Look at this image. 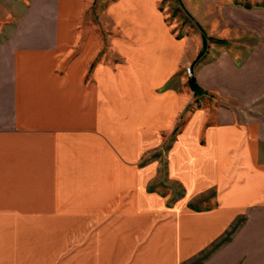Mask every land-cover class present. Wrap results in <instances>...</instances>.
Wrapping results in <instances>:
<instances>
[{
	"label": "crops",
	"instance_id": "obj_1",
	"mask_svg": "<svg viewBox=\"0 0 264 264\" xmlns=\"http://www.w3.org/2000/svg\"><path fill=\"white\" fill-rule=\"evenodd\" d=\"M92 2L0 0V264H181L206 248L197 264H264V7L225 10L242 35L232 49L211 37L225 47L206 49L192 75L202 93L187 84L213 101L170 154L189 191L216 184L220 206L157 220L108 213L112 158L137 156L143 138L131 128L180 50L151 0H102L100 16L115 27L104 36L82 26ZM175 96L162 99L166 118ZM154 197L142 186L135 194L138 204ZM86 210L98 212L94 230L68 258L65 232L84 219L64 211ZM240 212L243 222L213 249Z\"/></svg>",
	"mask_w": 264,
	"mask_h": 264
},
{
	"label": "rangeland",
	"instance_id": "obj_2",
	"mask_svg": "<svg viewBox=\"0 0 264 264\" xmlns=\"http://www.w3.org/2000/svg\"><path fill=\"white\" fill-rule=\"evenodd\" d=\"M98 1L93 0L85 8L82 26L115 31L114 26L109 27L110 24L107 21L103 22L102 15L100 16L103 3L102 0ZM151 2L153 9L174 40L177 51L180 50V52L178 51L180 55L176 64L168 67L154 84L155 90L158 92L157 98L152 100V105L150 104L149 108L145 109L146 113L141 117V120L133 122L130 134L138 133L143 138V146L137 156L112 158L110 202L112 208L108 213H155L156 219L160 220L175 211L176 213H182L185 210L203 212L218 208L224 198V195H220L219 188L214 182L189 191L180 171H172L170 154L176 140L183 134L193 114L206 105V100L209 101L208 104L213 101L211 98L193 96L187 84L190 77L188 67L193 75L198 70L200 62L207 56L203 54L192 66L193 59L202 48L200 29L208 36L207 52L211 48L220 50L225 47L211 37L227 38L232 43L229 49H232L236 44L233 39L240 36L241 32H234L232 23L225 20V10L234 5L246 8H263L264 0H151ZM98 16L101 19H98ZM101 33L104 36L103 29ZM173 93L176 95V99L172 100L170 118H166L163 112H159L164 107L162 99L170 95L172 97ZM118 117L117 114H114L112 121L120 126ZM118 159L120 160L114 163V160ZM175 159L177 160V158ZM180 169L182 171V168ZM116 173L119 176H116ZM96 185L98 192L100 190L98 181ZM139 186H142L144 193L155 196L154 199L138 204L135 194ZM237 199L236 195L225 201L231 204L239 202ZM93 213L98 212L64 211L65 217L75 215L78 216V219H84L79 221L77 227L69 226V231L65 232L64 241L67 244L63 254L66 257H70V252L75 244L83 245L88 233L94 230L92 226L94 221L92 220L95 215ZM243 220L244 214L240 212L234 221L222 231L217 242L211 244L212 248L214 249L223 241L230 239ZM91 221L92 225H90ZM84 224L86 226H83ZM73 235H75L74 238ZM208 250L209 248H206L204 251ZM204 251L193 255L181 264H197L205 254ZM65 264H72V262L68 261Z\"/></svg>",
	"mask_w": 264,
	"mask_h": 264
},
{
	"label": "trees",
	"instance_id": "obj_3",
	"mask_svg": "<svg viewBox=\"0 0 264 264\" xmlns=\"http://www.w3.org/2000/svg\"><path fill=\"white\" fill-rule=\"evenodd\" d=\"M201 33H202V38H203V42H202V48L201 50L198 52L197 56H196V59H195V62L201 57L203 56V54H205L206 52V49H207V36L206 34L204 33L203 30H201ZM217 42H223V40H219V39H216ZM188 83L191 87V89L193 90L194 94L195 95H199L202 93V89L198 86L197 82H196V79L194 78V76H190L189 80H188ZM236 228V227H235Z\"/></svg>",
	"mask_w": 264,
	"mask_h": 264
},
{
	"label": "built area",
	"instance_id": "obj_4",
	"mask_svg": "<svg viewBox=\"0 0 264 264\" xmlns=\"http://www.w3.org/2000/svg\"><path fill=\"white\" fill-rule=\"evenodd\" d=\"M188 72H189V75L191 76L192 73H191V71H190V67H188Z\"/></svg>",
	"mask_w": 264,
	"mask_h": 264
}]
</instances>
